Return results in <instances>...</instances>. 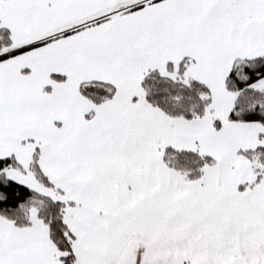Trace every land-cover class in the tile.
<instances>
[{"label":"snow or ice","instance_id":"snow-or-ice-1","mask_svg":"<svg viewBox=\"0 0 264 264\" xmlns=\"http://www.w3.org/2000/svg\"><path fill=\"white\" fill-rule=\"evenodd\" d=\"M0 264H264V0H0Z\"/></svg>","mask_w":264,"mask_h":264}]
</instances>
